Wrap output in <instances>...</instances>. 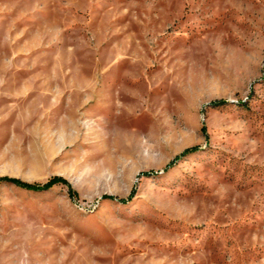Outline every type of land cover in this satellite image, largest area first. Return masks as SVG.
Returning a JSON list of instances; mask_svg holds the SVG:
<instances>
[{
    "label": "rangeland",
    "instance_id": "rangeland-1",
    "mask_svg": "<svg viewBox=\"0 0 264 264\" xmlns=\"http://www.w3.org/2000/svg\"><path fill=\"white\" fill-rule=\"evenodd\" d=\"M0 264H264V0H0Z\"/></svg>",
    "mask_w": 264,
    "mask_h": 264
},
{
    "label": "trees",
    "instance_id": "trees-1",
    "mask_svg": "<svg viewBox=\"0 0 264 264\" xmlns=\"http://www.w3.org/2000/svg\"><path fill=\"white\" fill-rule=\"evenodd\" d=\"M4 180L14 182V183H16L22 187H25L28 189H33V190L47 189L50 186H52L53 184L61 181V182L66 183L69 186L70 195H76V191L71 187V185L68 183V181L61 176H54L49 181L44 182V183H29V182H24V181L17 179V178H10V177H6V178H4Z\"/></svg>",
    "mask_w": 264,
    "mask_h": 264
}]
</instances>
